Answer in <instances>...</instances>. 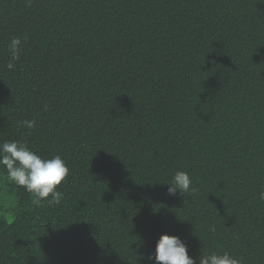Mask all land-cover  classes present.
<instances>
[{
    "label": "trees",
    "instance_id": "obj_1",
    "mask_svg": "<svg viewBox=\"0 0 264 264\" xmlns=\"http://www.w3.org/2000/svg\"><path fill=\"white\" fill-rule=\"evenodd\" d=\"M4 141L69 174L34 207L0 170V264H155L164 234L264 264V0H0Z\"/></svg>",
    "mask_w": 264,
    "mask_h": 264
},
{
    "label": "clouds",
    "instance_id": "obj_2",
    "mask_svg": "<svg viewBox=\"0 0 264 264\" xmlns=\"http://www.w3.org/2000/svg\"><path fill=\"white\" fill-rule=\"evenodd\" d=\"M30 3V0H29ZM27 42V38H24ZM10 62L6 68L11 71L15 68V61L20 59L21 39L14 37L8 45ZM47 105H45V110ZM19 126L28 130L30 134L37 125L33 120H22ZM0 170L6 173L9 182L25 189L31 196V204L40 207L42 203L59 205L63 193L57 188L69 174V169L63 159L56 155L45 159L32 151L25 143L19 141H4L0 143ZM167 192L170 196L179 193L191 195L196 189L192 187L189 174L185 171H177L173 175ZM50 197V199H49ZM259 199L264 201V192L260 193ZM210 232L215 233V227H210ZM147 259L154 260L155 264H242L228 251L222 253L210 252L201 254L199 259L189 255L187 244L177 236L161 235L156 242L155 252Z\"/></svg>",
    "mask_w": 264,
    "mask_h": 264
}]
</instances>
